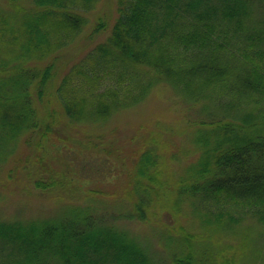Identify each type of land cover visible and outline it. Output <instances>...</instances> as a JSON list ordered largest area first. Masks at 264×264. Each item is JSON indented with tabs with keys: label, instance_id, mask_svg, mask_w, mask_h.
<instances>
[{
	"label": "trees",
	"instance_id": "16d2710c",
	"mask_svg": "<svg viewBox=\"0 0 264 264\" xmlns=\"http://www.w3.org/2000/svg\"><path fill=\"white\" fill-rule=\"evenodd\" d=\"M98 2L0 0V179L38 173L36 188L63 192L54 218H0V264H264L243 239L211 240L246 238V219L264 226V0H115L114 17L107 4L83 33ZM160 83L195 115L182 126L194 157L171 181L163 149L138 135L147 125L120 140L98 129ZM73 144L101 155L90 189L39 170L45 151L57 160ZM184 203L201 232L182 223ZM121 218L146 226L161 254Z\"/></svg>",
	"mask_w": 264,
	"mask_h": 264
},
{
	"label": "rangeland",
	"instance_id": "374dc122",
	"mask_svg": "<svg viewBox=\"0 0 264 264\" xmlns=\"http://www.w3.org/2000/svg\"><path fill=\"white\" fill-rule=\"evenodd\" d=\"M114 1L115 0H99L96 7L89 13L85 14L87 24L83 29V33L89 34L94 30V26L92 27V25L96 24L95 17L97 14L102 13L107 9V4L110 5L109 14L111 17H114ZM110 22H112L111 18L109 20V23ZM107 27L109 28L108 25ZM185 105V102L170 88V86L165 83H160L154 87L145 102L126 110V112L118 117L109 119L107 122L101 124L98 129L105 134L108 133L111 138L114 137V139L120 140L122 137L126 138V136L129 135L127 133H133V129H130L129 126H134V128H136L137 125L141 123L144 124V126L147 125L148 127L145 126V128L139 130L138 135L144 134L146 135V138L153 137L158 149H163L164 160L165 163L168 164L163 168L164 175L165 178H168L171 181L173 176L181 173L183 170L182 168L194 157V152L192 151L194 148L190 142V136L189 138L186 137L187 132H183L184 129L182 126H185L183 122H185L186 119H190L193 116L195 117V115L192 113L188 115V112L191 110L185 111ZM150 114L156 115V118L148 120L149 117L151 118ZM126 122L133 123L125 125ZM178 126H180L182 130L178 128ZM83 128L86 129V127ZM126 128L127 130L124 131ZM175 128L176 130L180 129L181 131L176 133ZM89 130L94 134L97 132L93 129ZM111 130L114 131L112 132ZM169 130L175 132L174 136L171 138L168 137L170 136L169 133H171ZM163 143H167L168 147H166V145L164 146ZM176 143L181 147H189L191 152L190 155L180 157L177 154V149L173 146ZM73 146L74 147L66 148L62 155H58L57 160L56 156L53 157L50 152L45 151V154L50 157H45L42 160V164L45 165V168L40 167L39 170L40 172H43V179L48 176L46 165L61 169L67 176V179L75 177L78 178L79 181H83L85 178H90L89 183L82 186L90 189L98 182L97 179L101 178V176L98 175V171L101 169L98 168L101 155H93L91 151H83L79 149L76 144H73ZM175 154L176 159L171 160L170 158ZM34 166L35 163L31 157L28 163V168L31 172H37L33 170ZM67 166L71 168L70 173L68 172L69 168ZM37 174L29 173L26 176H22L25 174L16 173L12 176L11 180L5 181L4 179H0V218H21L23 220H29L56 217V212L58 211L57 202L61 199L59 194H63V192L55 189L52 191V194H47V192H43V190L36 188L31 182H29V180H34L38 176ZM56 177L63 178L57 174ZM72 191V193L77 196V200H84V194L80 189H74ZM183 208L186 215L183 214L182 223H188L192 225L190 228H193L195 232H201L197 224V219H194L190 215V209L186 203L183 204ZM118 222H124V224L129 226L132 230L147 234L150 237V246L153 251L158 255L161 254L162 250L160 244L157 243L156 237L154 234L150 233L146 226L132 223L125 218L119 219ZM243 227H247L246 229L248 230L246 238H242L240 235L235 237L234 234L225 235L220 233L214 234V238L211 239L212 243L215 246H218V248L223 246L229 247L236 246L240 243L239 240L243 239L249 249L247 247L245 248L251 252L253 259L257 262L264 255V226L251 221V219H246L241 223V229H243ZM247 263H250L249 258L243 256L242 260L239 259L237 263L234 262L233 264ZM160 264H166V261Z\"/></svg>",
	"mask_w": 264,
	"mask_h": 264
}]
</instances>
